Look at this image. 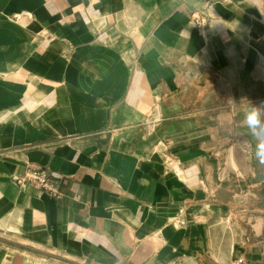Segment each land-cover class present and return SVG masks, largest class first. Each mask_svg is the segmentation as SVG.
Here are the masks:
<instances>
[{
  "label": "crops",
  "instance_id": "obj_1",
  "mask_svg": "<svg viewBox=\"0 0 264 264\" xmlns=\"http://www.w3.org/2000/svg\"><path fill=\"white\" fill-rule=\"evenodd\" d=\"M262 102L264 0H0V264H264Z\"/></svg>",
  "mask_w": 264,
  "mask_h": 264
},
{
  "label": "rangeland",
  "instance_id": "obj_2",
  "mask_svg": "<svg viewBox=\"0 0 264 264\" xmlns=\"http://www.w3.org/2000/svg\"><path fill=\"white\" fill-rule=\"evenodd\" d=\"M257 106H260V104H258ZM235 111L238 112H242L244 111V105L243 104H238L235 105ZM238 107V109H237ZM240 123H245L243 120L239 121ZM241 132V129L239 130ZM245 133V130H244ZM243 132L239 133L236 137H232V142L235 143V145H237V147L242 151H230V152H223V158L226 159H230V157L233 160H238L241 162H244V166L243 167H238V168H231V167H224L222 169L224 176L230 175L232 172L237 173L239 177H244L246 178L248 175H252L253 173V168L251 167L252 164H249V166L247 165L246 161H255L256 162V166L260 169V170H264V165L259 164L258 161L255 159L254 157V152L252 153L251 151L246 152V147L248 145V143H253L254 145H256L257 140L256 138H254L252 136V134L246 135ZM243 149L245 151H243ZM250 167V168H249Z\"/></svg>",
  "mask_w": 264,
  "mask_h": 264
},
{
  "label": "built area",
  "instance_id": "obj_3",
  "mask_svg": "<svg viewBox=\"0 0 264 264\" xmlns=\"http://www.w3.org/2000/svg\"><path fill=\"white\" fill-rule=\"evenodd\" d=\"M12 183L20 188L33 187L45 191L53 197L58 193L57 181L41 167H27L22 175L12 178ZM237 262H242V259L238 258Z\"/></svg>",
  "mask_w": 264,
  "mask_h": 264
},
{
  "label": "clouds",
  "instance_id": "obj_4",
  "mask_svg": "<svg viewBox=\"0 0 264 264\" xmlns=\"http://www.w3.org/2000/svg\"><path fill=\"white\" fill-rule=\"evenodd\" d=\"M244 122L257 143L254 157L259 164L264 165V102L260 106L253 105L244 113Z\"/></svg>",
  "mask_w": 264,
  "mask_h": 264
}]
</instances>
